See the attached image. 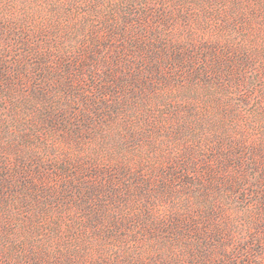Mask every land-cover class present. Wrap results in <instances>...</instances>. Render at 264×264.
I'll return each instance as SVG.
<instances>
[{"label":"rangeland","instance_id":"obj_1","mask_svg":"<svg viewBox=\"0 0 264 264\" xmlns=\"http://www.w3.org/2000/svg\"><path fill=\"white\" fill-rule=\"evenodd\" d=\"M0 72V264H264V0H0Z\"/></svg>","mask_w":264,"mask_h":264},{"label":"trees","instance_id":"obj_2","mask_svg":"<svg viewBox=\"0 0 264 264\" xmlns=\"http://www.w3.org/2000/svg\"><path fill=\"white\" fill-rule=\"evenodd\" d=\"M94 47V46H93ZM147 47L144 48L143 46V49L142 51H144V54H145V58L146 59H152V60H155V61H159L160 59H162L163 61L165 60L166 61V58L165 56H158L156 54H154L153 52L149 51L148 49H146ZM87 50V49H85ZM85 50L81 51L80 53H83ZM88 54H86L84 56V58H81V56H77L75 57L76 61H70L69 63H66L64 66H63V73H64V79H62V83H63V86L66 90V92H69V94H76L74 92V84H75V80L77 79H83L84 76L89 78L90 80H93L92 82V85L94 86V88L96 89L98 86H96V82L94 83V81L96 80L95 78V72L98 71L96 70L95 68L97 67V64H96V59L97 57L95 56L96 54V50L93 49V48H89L88 49ZM82 61H81V60ZM142 60V58H141ZM124 62H127V61H124ZM45 64L43 61H40L39 63H37L35 65V69L38 71L40 70L41 66ZM121 64H124L123 66L125 67H130V66H133L135 65L136 63L135 62H127V63H121ZM115 66H118V65H115ZM121 66V65H119ZM102 68H103V72H104V77H100L98 75V78H99V81L101 82H104L108 87H104V91H111L113 90V88L115 87H125L126 85H123L124 82L126 81H123V80H118V78L116 77V75L114 74V70L112 68H110L109 65H102ZM157 67H150L148 68L147 70H151V71H156ZM96 70V71H95ZM128 71L130 69H127ZM95 71V72H94ZM108 72V73H107ZM3 73L4 72H0V77H3ZM113 77H116V79H112ZM121 77L124 78L126 77L127 78V75L126 74H121ZM108 79L110 81H108ZM15 78L12 76V81H14ZM5 84L7 86H13L14 84L11 83V79H5ZM103 84V83H102ZM104 86V85H103ZM69 90V91H67ZM104 91L100 92V94H103ZM69 107H71L69 104H68ZM72 109H74L73 107H71ZM72 109H69L67 108L66 112L69 110V112L72 110ZM61 112V111H60ZM73 117L76 115L75 113H72ZM49 120L52 119V117H50L49 115L46 116ZM263 210H260V212H262ZM213 212V211H212ZM177 222V220L175 221ZM174 224V223H173ZM184 230L185 231H190L189 228L187 227V225H184ZM201 239V238H200ZM199 249H201L202 247L201 246H198ZM202 256L204 258H206V255L205 253H202Z\"/></svg>","mask_w":264,"mask_h":264}]
</instances>
